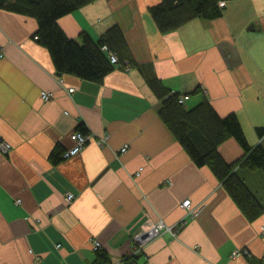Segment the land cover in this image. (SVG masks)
I'll list each match as a JSON object with an SVG mask.
<instances>
[{
    "label": "crops",
    "instance_id": "crops-1",
    "mask_svg": "<svg viewBox=\"0 0 264 264\" xmlns=\"http://www.w3.org/2000/svg\"><path fill=\"white\" fill-rule=\"evenodd\" d=\"M158 2L96 0L59 26L69 39L97 41L118 25L135 64L187 95L185 107L205 99L236 117L249 146H264V0L228 2L221 18L167 34L148 12ZM36 30L34 19L0 10V138L11 146L0 152V264H96L98 250L110 264L135 254L140 264H264V213L248 222L210 170L192 163L140 69L115 67L101 84L59 74ZM75 132L90 136L84 148L52 164ZM218 151L227 163L244 155L234 139ZM243 175L262 195V173ZM160 222L184 225L140 249L135 237Z\"/></svg>",
    "mask_w": 264,
    "mask_h": 264
},
{
    "label": "trees",
    "instance_id": "trees-1",
    "mask_svg": "<svg viewBox=\"0 0 264 264\" xmlns=\"http://www.w3.org/2000/svg\"><path fill=\"white\" fill-rule=\"evenodd\" d=\"M96 0H0V10L32 18L37 30L34 39L45 48L59 74L72 75L79 79L101 84L115 67L124 69L137 66L148 86L162 101L159 116L175 141L198 167H206L221 184L228 196L248 222H254L264 213V189L259 194L244 179V172H261L264 177V146L259 143L249 146L242 128L234 115L220 117L211 104L203 99L193 108H186L182 97L172 93L147 67L135 64L125 36L116 24L109 27L97 41L82 32L78 41L69 39L59 20L86 7ZM234 0H159L148 8L160 34L178 30L188 22L199 19L213 21L223 15L228 2ZM224 3V6H220ZM114 55L118 64L110 62ZM84 132V130H82ZM259 138L264 129L257 130ZM229 139H234L244 151L236 162L227 163L218 149ZM64 151L55 150L52 164H57ZM140 255L127 257L123 264H140ZM96 264H110L104 251H96Z\"/></svg>",
    "mask_w": 264,
    "mask_h": 264
},
{
    "label": "built area",
    "instance_id": "built-area-1",
    "mask_svg": "<svg viewBox=\"0 0 264 264\" xmlns=\"http://www.w3.org/2000/svg\"><path fill=\"white\" fill-rule=\"evenodd\" d=\"M223 5H224V3L221 4V6H223ZM109 58H110L111 64L117 66V64H118L117 58L114 55H109ZM130 69H131V67H129L127 65L124 67L125 72H129ZM73 92H74L73 89H68V93L72 94ZM41 98L44 101H47V100H50L52 98V96L50 94H46L45 92H43L41 94ZM187 99L188 98L186 96H184V97L181 98L180 102L181 103L186 102ZM89 139H90V136H88V135H83V134H81L79 132L73 133L71 135V140L73 142V145H72L71 148H69L63 154V157L64 158H70V157H74V156L78 155L81 152V150L84 148L86 143L89 141ZM98 144H102V141L98 142ZM124 150H125V148H123L121 151H124ZM10 151H11L10 144H8L7 142H5L3 140H0V152L3 153V154H8ZM73 199H74V195L73 194H67L66 195L65 200H66L67 203H71L73 201ZM16 203L18 204V203H20V201L18 200V201H16ZM182 207L186 208V209H189L190 201L189 200L184 201L182 203ZM189 214H191V211L189 212ZM148 227H149V229H148L147 232H140L135 237V241H137L138 246H139L140 249L144 248V245L146 244L147 238H152L153 236L159 234L160 232H162L164 230L169 231V233H171L172 236H175V235H177L179 229L181 228V226H177L176 229L168 228L161 222L157 223L155 225H150ZM172 231H174V232H172ZM94 245H95V248L99 247V244L96 243V242H94ZM243 254H245V253L242 252L241 250H235L232 253V257H239V256H242Z\"/></svg>",
    "mask_w": 264,
    "mask_h": 264
},
{
    "label": "rangeland",
    "instance_id": "rangeland-1",
    "mask_svg": "<svg viewBox=\"0 0 264 264\" xmlns=\"http://www.w3.org/2000/svg\"><path fill=\"white\" fill-rule=\"evenodd\" d=\"M221 4H222V3H220V6H221ZM224 5H225V4H224ZM224 5H223V6H224ZM123 70H124V69H123ZM124 71H125V70H124ZM186 97L188 98V96H186ZM187 100H188V99H187ZM187 100H186V102H187ZM187 105H190V104L187 103ZM186 108H188V107H186ZM188 109H189V108H188ZM161 223H163V224H164L166 227H168V228H173V229H175V228L177 227V226H168V225H166L164 222H161ZM183 224H184V222L180 223L179 226H181V228H182ZM181 228H180L179 230H181ZM148 229H149V227L146 228L145 230H143L142 232H147ZM172 232H174V231H172ZM164 233H169V231L164 230V231L160 232L159 234L153 236L152 238H147V240H146V244H145L144 246H148L151 242H154L155 240H157L158 237H159L160 235L164 234ZM170 234H171V233H170ZM175 236H176V235H175ZM146 237H147V236H146ZM135 255H137V254H135ZM116 264H118V263H116Z\"/></svg>",
    "mask_w": 264,
    "mask_h": 264
},
{
    "label": "bare ground",
    "instance_id": "bare-ground-1",
    "mask_svg": "<svg viewBox=\"0 0 264 264\" xmlns=\"http://www.w3.org/2000/svg\"><path fill=\"white\" fill-rule=\"evenodd\" d=\"M0 140H2L1 138H0ZM68 194H70V193H68ZM66 198V197H65Z\"/></svg>",
    "mask_w": 264,
    "mask_h": 264
}]
</instances>
